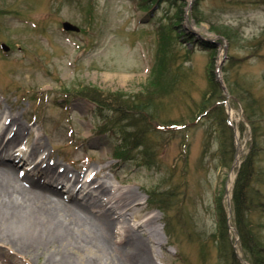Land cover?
<instances>
[{"label": "rangeland", "instance_id": "rangeland-1", "mask_svg": "<svg viewBox=\"0 0 264 264\" xmlns=\"http://www.w3.org/2000/svg\"><path fill=\"white\" fill-rule=\"evenodd\" d=\"M176 12L181 19L171 27L179 43L158 65L159 29L170 27ZM63 21L79 30L63 31ZM1 43L8 49L0 48V128L8 117L23 127L16 152L24 151L27 164L40 155L51 172L94 171L115 195L135 192L138 214L159 212L146 249L153 264H230L219 243L230 244L224 248L239 264H251L231 211L236 171L251 153L257 196L250 219L264 250V0H147L142 8L138 0H0ZM210 69L220 89L213 93ZM159 71L171 87L137 141L130 140L128 122L101 128L109 111L74 93L88 84L133 96ZM221 117L227 127L217 122ZM26 166L16 164L17 172L58 189ZM58 190L63 201L73 196L94 212L107 208L106 192L86 184L67 180ZM117 213L116 244L127 240ZM222 214L226 228L219 241ZM107 250L87 240L23 256L0 241V264H44L49 257L118 264L127 257L123 244ZM128 264H138L134 255Z\"/></svg>", "mask_w": 264, "mask_h": 264}, {"label": "bare ground", "instance_id": "bare-ground-1", "mask_svg": "<svg viewBox=\"0 0 264 264\" xmlns=\"http://www.w3.org/2000/svg\"><path fill=\"white\" fill-rule=\"evenodd\" d=\"M22 131L23 127L14 117L4 118L0 128V241L23 256L38 255L50 248L87 240L112 251L120 243L127 257L118 264H128L132 255L138 264H153L146 249L154 240L152 233L157 231L159 212H150L148 218L147 214H138L140 203L134 201L135 192L129 190L115 195L116 191L112 193L107 189L105 181L97 178L94 171L84 182L98 194L106 192L107 208L102 213L94 212L90 204L75 202L73 196H68V202L63 201L59 188L29 173L19 174L16 164L5 156L10 144H19ZM32 150H36L35 147ZM52 167L41 158L32 169L38 168L36 172L50 179L51 171L47 170ZM62 170L67 173L65 168ZM84 175L85 172L72 174V177L80 181ZM116 213L124 218L123 237L127 239L117 244L112 239L116 224L113 216ZM62 260V257H49L44 264H70L68 260Z\"/></svg>", "mask_w": 264, "mask_h": 264}, {"label": "trees", "instance_id": "trees-1", "mask_svg": "<svg viewBox=\"0 0 264 264\" xmlns=\"http://www.w3.org/2000/svg\"><path fill=\"white\" fill-rule=\"evenodd\" d=\"M139 7H146L147 0H138ZM150 1V0H149ZM174 21H171L169 24L170 27L167 30L165 25H161L160 29L161 34L159 35L158 50L156 52V62L158 65H163L165 60L169 58V54H172L174 46L179 43V36L176 33L175 29V21H179L181 16L176 12ZM174 23V26L171 27ZM167 31V32H166ZM203 47L211 48V45L207 44V42L201 44ZM213 57L211 58V62ZM210 79V90L213 93L218 88V83L214 80L213 72L210 69L209 72ZM172 83V82H171ZM171 83L168 84L166 79H164L161 75V71L157 74H154L151 80L148 83V86L144 88L145 91H142L133 96L127 94L123 91H104L93 85H78L79 88L75 89V94L78 96L85 97L89 99L93 104L99 106V108L106 109L109 111L110 118L103 119L104 128L105 123H117V122H128L130 127L133 129V134L131 133L130 140H135L139 133L143 131V124L145 122H151L152 119L155 118V114L157 111V107L159 105V101L169 90V85L171 87ZM158 101V102H157ZM223 111V110H222ZM225 117V114L224 116ZM221 117L217 119L219 124H226L225 118ZM127 124V125H128ZM224 125V124H223ZM227 125V124H226ZM126 125H124L125 127ZM225 126V125H224ZM223 127V126H222ZM227 127V126H225ZM225 129V128H224ZM105 132L108 131L106 128ZM141 135V134H140ZM127 139V138H126ZM137 141V139H136ZM231 143V142H230ZM136 145V144H135ZM140 145V144H138ZM126 145L124 144L123 147ZM257 149V148H256ZM256 170L254 169V158L252 157V153L247 155L240 163L237 171L235 180L232 188V220L233 224L236 228L237 235L240 239V245L242 250L248 255V259L251 264H264V250H262V242L258 234L256 233L255 227L251 223L250 219V210H251V202H254L256 198V190L253 188V180L255 177ZM225 216L218 218L220 223V231L219 235H217V239L222 240V233L225 236ZM222 228V229H221ZM221 244V245H220ZM225 245H230L229 243L222 244L219 243L218 247L221 250L222 256L230 257V264H239V262L234 258V253L230 247H226ZM226 251L222 252V251Z\"/></svg>", "mask_w": 264, "mask_h": 264}, {"label": "water", "instance_id": "water-1", "mask_svg": "<svg viewBox=\"0 0 264 264\" xmlns=\"http://www.w3.org/2000/svg\"><path fill=\"white\" fill-rule=\"evenodd\" d=\"M62 28H63L64 30H70V31H78V30H79L77 26H75L74 24H72V23H70V22H68V21H64V22H62ZM1 47H2V49H3L4 51L8 49L7 46H5V45H3V44L1 45ZM222 61H223V60H222ZM222 61H221L220 65L222 64ZM220 65L218 66V69L220 68Z\"/></svg>", "mask_w": 264, "mask_h": 264}]
</instances>
